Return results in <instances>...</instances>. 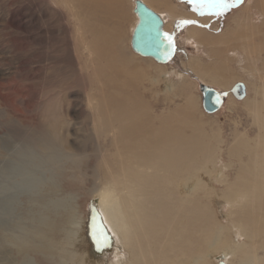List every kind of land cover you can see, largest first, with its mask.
I'll list each match as a JSON object with an SVG mask.
<instances>
[{
	"label": "rangeland",
	"instance_id": "rangeland-1",
	"mask_svg": "<svg viewBox=\"0 0 264 264\" xmlns=\"http://www.w3.org/2000/svg\"><path fill=\"white\" fill-rule=\"evenodd\" d=\"M170 2L179 15L165 25L177 52L162 64L131 49L130 0H0V219L25 244L19 253L1 241L0 264H94L83 257L91 248L87 204L104 185L101 164L122 158L120 139L136 129L131 116L148 128L159 117L185 121V160L198 166L186 209L198 224L186 227L185 264L212 263L204 237L221 225L256 255L251 264H264V0L233 3L222 15L202 12L200 0ZM201 73L223 96L213 113L201 104ZM238 81L240 98L232 92ZM138 138L152 146L151 137ZM241 181L256 200L240 195L230 206L223 193ZM241 206L255 220L250 237L229 224ZM115 244L102 254L105 264H130ZM161 257L153 247L149 263Z\"/></svg>",
	"mask_w": 264,
	"mask_h": 264
},
{
	"label": "bare ground",
	"instance_id": "bare-ground-1",
	"mask_svg": "<svg viewBox=\"0 0 264 264\" xmlns=\"http://www.w3.org/2000/svg\"><path fill=\"white\" fill-rule=\"evenodd\" d=\"M130 1L132 5L131 9L133 10L134 0ZM143 1L160 14L164 21V29L169 31L166 28L165 22H167V18L179 15L177 14V6L171 3L170 0ZM134 18L130 29L131 32L137 20L135 13ZM172 34L175 36L177 45V37L174 33ZM192 34L193 30L187 29L185 40L193 41ZM146 57L152 58L150 56ZM198 76L202 80L199 83L204 84H207L204 81L210 78L205 73H201ZM145 119L147 121V117ZM173 119L175 120L174 126L171 125L174 122ZM129 120L136 129L127 132L130 135L127 136L129 138L120 139L125 140V142L122 141L121 145L123 149V151L121 150L123 154L122 158L120 160L116 159L115 162L107 161V163L101 164L100 168L103 173L104 185L100 187L98 193L93 195L92 199L112 236V240L117 244H115L116 248H118L117 250H119L118 245H120L127 251L130 264H150L148 256L152 248L156 246L161 247V258H164L161 264H185V247L188 241L186 227L189 226V220L191 222V228L198 224L197 214L186 210L193 202L187 197L194 195L193 193L196 191L197 184L195 180L198 177V166L187 164L185 160L188 152L186 147L187 140L183 136L184 127L186 126L185 121L179 118L168 117V120H165V117H159L157 119V126L148 128L146 124V128L142 123H139V125L137 118L133 116ZM138 135L143 137L141 138L142 140L148 139L144 138V136L151 137V139H148V143H151L152 146H140L138 143H135V140L138 141L140 138H138ZM134 137L138 139H133ZM171 141H173V145H171ZM195 147L197 148V146ZM127 148H131V151ZM166 150L167 153L164 152ZM188 166L191 167V170H188ZM245 167L247 168L246 171L251 169V166L245 165ZM253 168L255 170L258 168V165H255ZM242 182L241 184L238 182L239 184L230 186L223 193L222 198L230 206L234 204L240 195H249L252 200H256V196L253 194L254 188L248 184H242ZM242 209V206L237 207L235 210L236 213L234 214L235 217L231 219L229 224H233V227L236 228V235L250 237L252 233H249L251 232L249 228L255 220L251 215L248 217L241 215ZM3 217V219H0V243L9 242L14 244V246H17V252L23 253V246L25 244H18L19 240L13 239L11 234L5 232L7 230H13L14 225L11 222H7L5 216ZM226 229L228 230L227 226L224 227L221 225L219 228L216 227L214 234L211 233L207 235L208 237H204L207 241V246L212 251L208 253V255L213 256L211 264H217L220 260H225L226 264H251V258L256 260V255L246 250L244 243L236 244L231 236L225 234ZM29 240L31 239L25 240L26 244ZM4 247L5 250L6 246ZM33 249L43 250L44 246L36 244L33 246ZM89 250L90 255L86 250L87 256H83L85 258L84 260L89 259L90 263L93 262L94 264H105L106 260L102 257V254L107 253L106 250L99 255L95 254L92 248H89ZM114 252L116 251L114 250ZM198 253H201V251L198 250L196 254ZM231 255L236 256V258H232L233 256L231 257ZM192 257L197 256L194 254ZM123 261L125 259H121L119 261L120 264H123ZM49 263H52L51 260ZM260 263L259 259H257L255 264ZM85 264H88V262ZM114 264L118 263L114 262ZM201 264H205V262H201Z\"/></svg>",
	"mask_w": 264,
	"mask_h": 264
},
{
	"label": "water",
	"instance_id": "water-1",
	"mask_svg": "<svg viewBox=\"0 0 264 264\" xmlns=\"http://www.w3.org/2000/svg\"><path fill=\"white\" fill-rule=\"evenodd\" d=\"M133 12L137 20L130 36L132 50L141 56H150L158 63H166L174 58L177 52L175 36L164 29L163 19L159 13L150 8L143 0H134ZM165 33L172 37L174 46H170L165 38ZM201 104L208 113L219 109L223 96L217 88L199 83ZM232 92L240 98L244 95V84L238 81L233 84ZM88 216L86 233L91 243L92 251L99 255L112 246V236L105 226L102 216L92 198L88 201ZM218 264H225L220 260Z\"/></svg>",
	"mask_w": 264,
	"mask_h": 264
},
{
	"label": "snow or ice",
	"instance_id": "snow-or-ice-1",
	"mask_svg": "<svg viewBox=\"0 0 264 264\" xmlns=\"http://www.w3.org/2000/svg\"><path fill=\"white\" fill-rule=\"evenodd\" d=\"M242 0H200V10L208 9L211 14L222 15L233 3H241ZM183 23H192V21H184ZM165 38L170 46H174L172 37L165 33Z\"/></svg>",
	"mask_w": 264,
	"mask_h": 264
}]
</instances>
